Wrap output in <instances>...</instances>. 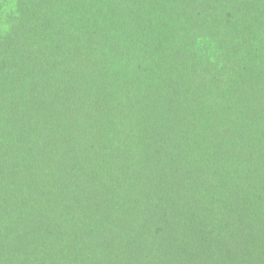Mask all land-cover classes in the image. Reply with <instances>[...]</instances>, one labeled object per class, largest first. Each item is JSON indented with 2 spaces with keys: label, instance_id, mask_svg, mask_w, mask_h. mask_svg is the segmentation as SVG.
I'll return each mask as SVG.
<instances>
[{
  "label": "trees",
  "instance_id": "trees-1",
  "mask_svg": "<svg viewBox=\"0 0 264 264\" xmlns=\"http://www.w3.org/2000/svg\"><path fill=\"white\" fill-rule=\"evenodd\" d=\"M0 264H264V0H0Z\"/></svg>",
  "mask_w": 264,
  "mask_h": 264
}]
</instances>
